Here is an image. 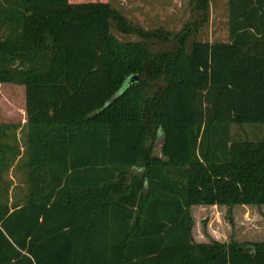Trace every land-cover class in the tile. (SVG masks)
Instances as JSON below:
<instances>
[{
	"label": "trees",
	"instance_id": "obj_1",
	"mask_svg": "<svg viewBox=\"0 0 264 264\" xmlns=\"http://www.w3.org/2000/svg\"><path fill=\"white\" fill-rule=\"evenodd\" d=\"M189 4L204 16L161 49L106 1L0 0L25 114L22 145L0 124V264H264V242H195L190 215L264 206V138L230 133L264 125V0H226L223 42L189 40L207 0Z\"/></svg>",
	"mask_w": 264,
	"mask_h": 264
},
{
	"label": "rangeland",
	"instance_id": "obj_2",
	"mask_svg": "<svg viewBox=\"0 0 264 264\" xmlns=\"http://www.w3.org/2000/svg\"><path fill=\"white\" fill-rule=\"evenodd\" d=\"M78 1V0H75ZM88 1V0H80ZM106 1L126 20L147 31L160 30L167 33L170 40L160 44L161 49L172 45L174 35L199 16L192 13L189 0H98ZM199 17H198V16ZM226 0H207L204 23L199 26L191 39L200 41H226ZM111 35L118 41H136L134 35H123L113 26ZM23 87L14 84H0V123L19 124L22 121ZM10 133V132H9ZM230 133L235 141H257L264 138V125L242 124L231 126ZM19 145H22V131L14 132ZM159 138L153 143V153L157 154ZM6 178L11 180L9 196L16 194L20 174L15 168H9ZM192 219L191 236L196 242L210 239L227 242L232 239L240 243L264 242V206H239L227 209L224 206L210 208L207 206H190Z\"/></svg>",
	"mask_w": 264,
	"mask_h": 264
},
{
	"label": "crops",
	"instance_id": "obj_3",
	"mask_svg": "<svg viewBox=\"0 0 264 264\" xmlns=\"http://www.w3.org/2000/svg\"><path fill=\"white\" fill-rule=\"evenodd\" d=\"M21 86V85H20ZM23 87V86H22ZM20 99H21V101H22V107H23V109H22V121H21V123H19V124H15V122L14 123H5V122H3V123H0V124H15L16 125V129H15V133H18L19 131H20V129L23 127V125H24V123H25V114H24V89H23V96H22V94H21V96H20ZM207 207H210V208H215L216 206H207ZM196 242V241H195ZM218 242H221V241H218Z\"/></svg>",
	"mask_w": 264,
	"mask_h": 264
},
{
	"label": "water",
	"instance_id": "obj_4",
	"mask_svg": "<svg viewBox=\"0 0 264 264\" xmlns=\"http://www.w3.org/2000/svg\"><path fill=\"white\" fill-rule=\"evenodd\" d=\"M134 79H136V77H135V76H132V77H130V78L128 79V81H132V80H134Z\"/></svg>",
	"mask_w": 264,
	"mask_h": 264
}]
</instances>
